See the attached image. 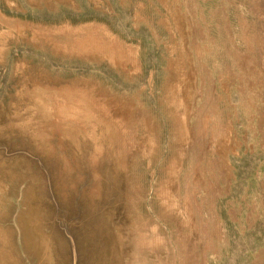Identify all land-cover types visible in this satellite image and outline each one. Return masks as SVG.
<instances>
[{
  "label": "rangeland",
  "instance_id": "374dc122",
  "mask_svg": "<svg viewBox=\"0 0 264 264\" xmlns=\"http://www.w3.org/2000/svg\"><path fill=\"white\" fill-rule=\"evenodd\" d=\"M0 258L264 264V0H0Z\"/></svg>",
  "mask_w": 264,
  "mask_h": 264
},
{
  "label": "bare ground",
  "instance_id": "6f19581e",
  "mask_svg": "<svg viewBox=\"0 0 264 264\" xmlns=\"http://www.w3.org/2000/svg\"><path fill=\"white\" fill-rule=\"evenodd\" d=\"M106 35V34H105ZM79 41V40H78ZM79 43H82L83 44V42H81V40H80V42ZM116 62V61H115ZM114 63V62H113ZM116 65V64H115ZM34 79V78H33ZM33 88V87H32ZM185 88V87H184ZM54 89V88H53ZM60 89V88H59ZM36 90V89H35ZM46 90V89H45ZM57 90V89H56ZM37 91H39V90H37ZM42 93V92H41ZM20 95V94H19ZM40 96H42V95H40ZM38 98V97H37ZM185 98V97H184ZM40 100V99H39ZM38 100V101H39ZM41 102H42V100H40ZM41 102H39V103H41ZM185 102H187V101H185ZM38 105H40V104H38ZM36 142V141H35ZM119 168V167H118ZM30 205V204H29ZM31 208V207H30ZM30 210V209H29ZM35 210V209H34ZM6 214H7V212H6ZM21 214V213H20ZM28 222H31V221H28ZM132 223V222H131ZM39 225V224H38ZM42 233V232H41ZM39 234V233H38ZM42 235H44V234H42ZM46 235V234H45ZM41 236V235H40ZM43 239V238H42ZM41 240V239H40ZM50 241V240H49ZM44 242H45V240H44ZM44 242L43 241H41V243H42V245L44 244ZM11 243V242H10ZM38 244H40V243H38ZM48 244V243H47ZM9 245V244H8ZM45 245V244H44ZM51 245V244H50ZM40 246V245H39ZM41 249V248H40ZM44 255V254H43ZM47 255H49V253L47 254ZM45 256V255H44ZM46 257V256H45ZM48 257V256H47ZM1 259V258H0ZM43 259V258H42ZM41 259V260H42ZM52 259V258H51ZM47 262H48V260H47ZM50 263H52V262H50Z\"/></svg>",
  "mask_w": 264,
  "mask_h": 264
}]
</instances>
